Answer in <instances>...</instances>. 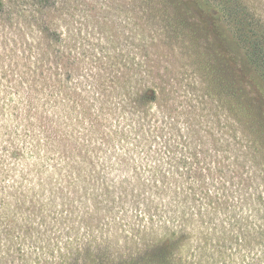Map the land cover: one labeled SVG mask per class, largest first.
Segmentation results:
<instances>
[{
	"label": "rangeland",
	"instance_id": "rangeland-1",
	"mask_svg": "<svg viewBox=\"0 0 264 264\" xmlns=\"http://www.w3.org/2000/svg\"><path fill=\"white\" fill-rule=\"evenodd\" d=\"M176 1L0 0V264H264V114Z\"/></svg>",
	"mask_w": 264,
	"mask_h": 264
},
{
	"label": "trees",
	"instance_id": "trees-1",
	"mask_svg": "<svg viewBox=\"0 0 264 264\" xmlns=\"http://www.w3.org/2000/svg\"><path fill=\"white\" fill-rule=\"evenodd\" d=\"M192 4L196 18L201 20V28L205 30L209 45L215 49L216 57L222 62V68L231 78L226 83L227 90L234 91L242 100V105L247 110H257L264 114V31L258 29L259 24L248 21L241 9L240 0H185ZM182 5L181 0L176 1ZM245 8V7H244ZM247 13V12H246ZM144 72V71H143ZM143 72L139 75L142 82ZM148 70L145 71V75ZM149 75V74H148ZM94 82V84H93ZM92 86L96 88L97 82L93 81ZM134 89H137L135 87ZM88 94V91L86 92ZM156 98V87L152 82L143 83V87L137 93V98H131L134 102L131 110L137 114V109L144 105V113H150L152 106H149ZM101 101V100H100ZM70 102L76 103L74 99ZM139 102V105H136ZM124 98L120 102L121 107H109L107 112H103V108L98 113H92L89 108L88 120L92 129L103 126L104 131L109 136V141L114 144L118 142L121 146H125L128 138L129 128L125 127V121L131 116L122 111L126 106ZM239 102L236 101V104ZM137 106V107H136ZM74 115V113H72ZM79 117H84L85 113H78ZM84 120V119H83ZM140 120V119H139ZM85 121V120H84ZM63 125L73 126L75 123H65ZM72 122V119H71ZM112 122L117 123V128H113ZM187 128H191V123L186 121ZM91 128L88 131H91ZM157 128L160 129V127ZM173 128L174 125H173ZM146 134L140 132L138 138L145 139ZM122 163L123 161L120 160ZM126 164V163H125ZM178 208L183 204H178ZM178 214L177 211L174 212Z\"/></svg>",
	"mask_w": 264,
	"mask_h": 264
}]
</instances>
